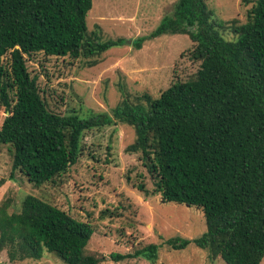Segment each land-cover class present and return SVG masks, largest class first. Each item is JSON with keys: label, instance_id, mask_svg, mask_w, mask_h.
Masks as SVG:
<instances>
[{"label": "trees", "instance_id": "obj_1", "mask_svg": "<svg viewBox=\"0 0 264 264\" xmlns=\"http://www.w3.org/2000/svg\"><path fill=\"white\" fill-rule=\"evenodd\" d=\"M252 6L246 20L218 21L206 0H176L149 34L133 46L163 35H185L193 43L190 58L199 64L186 81L177 80L158 98L142 95L121 100L111 115L86 118L75 111L52 110L43 98L28 58L94 59L123 38L104 40L100 28L88 32L92 0H0V145L11 152L10 180L18 172L40 186L75 165L82 135L93 128L121 123L133 128L135 140L125 149L140 153L152 180V193L162 203L196 207L206 230L198 238L166 241L173 250L190 244L210 261L260 264L264 258V0ZM235 40H226L225 35ZM94 59L88 66L96 65ZM4 179H0V186ZM0 202V251L9 263L40 260L44 253L64 264H100L103 257L86 254L94 229L56 206L26 195L18 212ZM106 214V213H102ZM157 246L132 253H111L119 262L144 258L154 264Z\"/></svg>", "mask_w": 264, "mask_h": 264}, {"label": "rangeland", "instance_id": "obj_2", "mask_svg": "<svg viewBox=\"0 0 264 264\" xmlns=\"http://www.w3.org/2000/svg\"><path fill=\"white\" fill-rule=\"evenodd\" d=\"M176 0H92L87 13L88 32L100 28L104 40L123 38L122 46L111 48L98 58L71 60L68 57L28 58V70L36 75L43 98L59 113L75 111L84 118L92 114L111 115L124 98L133 103L144 94L153 99L171 84L188 80L199 64L190 58L193 43L185 35H163L146 41L141 49L133 42L149 35L165 15H171ZM244 0H206L214 17L242 24L252 3ZM226 40H235L225 35ZM6 112L0 108V125ZM135 140L132 127L121 123L86 131L80 140L78 162L53 181L34 186L15 172L10 180L11 152L0 145V202L10 203L9 212H18L26 195L35 196L66 212L94 229L85 253L98 258L100 264H152L140 257L114 262L111 253L127 254L148 244L157 246L154 264H225L193 244L173 250L171 238L195 239L206 230L200 209L183 204L162 203L159 194L145 196L136 188L142 183L152 193L154 186L140 153H127ZM102 213H106L105 215ZM0 262L9 263L5 251ZM13 264H64L56 256L44 253L38 260ZM260 264H264V258Z\"/></svg>", "mask_w": 264, "mask_h": 264}]
</instances>
